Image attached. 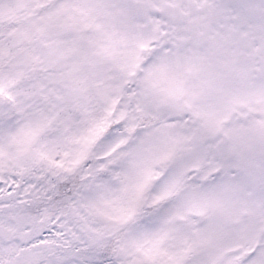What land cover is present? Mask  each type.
I'll use <instances>...</instances> for the list:
<instances>
[{"label":"snow or ice","instance_id":"1","mask_svg":"<svg viewBox=\"0 0 264 264\" xmlns=\"http://www.w3.org/2000/svg\"><path fill=\"white\" fill-rule=\"evenodd\" d=\"M0 264H264V0H0Z\"/></svg>","mask_w":264,"mask_h":264}]
</instances>
